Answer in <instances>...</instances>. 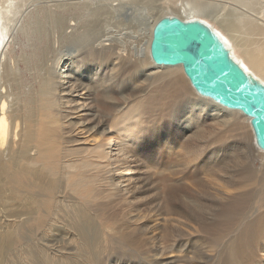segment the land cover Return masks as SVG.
Here are the masks:
<instances>
[{
    "label": "bare ground",
    "instance_id": "1",
    "mask_svg": "<svg viewBox=\"0 0 264 264\" xmlns=\"http://www.w3.org/2000/svg\"><path fill=\"white\" fill-rule=\"evenodd\" d=\"M111 1L117 2L118 0ZM14 2L15 0H4L0 3V74L2 76L6 70L4 62L8 58V51H10L7 46L12 44L16 26V23L14 24L9 18L15 6L13 5ZM116 2L109 6L122 5ZM186 3L182 7V12L185 15H178L180 18L204 20L203 15L198 14L192 4L190 5V2ZM240 5L243 8L246 7L243 4ZM225 7L224 9L227 11L222 9L214 12L213 16H217L216 19L213 20L212 17L213 19H210V22H206L222 35L229 44L234 57L242 66L264 83V6L259 11L250 10L249 12L238 7H231L230 10L232 11H230V6ZM106 9L108 10V8H105V12ZM157 20L151 18L152 22L149 20L151 23L146 25V30L144 29L145 31L143 30L142 33L139 32V40L136 43L138 45L133 47L135 48L133 53L136 58L149 59L148 46L151 28ZM108 45V49H88L81 53V55H84L81 57H77L78 54L77 56L74 55L71 61L76 68L82 67L87 60L98 65L109 61L112 70H116L119 66L118 63L121 62V55L113 45ZM35 53L34 51L29 54V58L34 57ZM154 67L164 70L163 74L157 78L155 77L156 82H161L165 74L172 69V67ZM71 68L74 69V66ZM57 70L58 67L55 68V71H52L49 78H42L41 81H38L39 89L30 92L27 97H17L18 103H15V98H9V95H5V93H8V86L7 90L2 89V86L0 89V216H2L0 219V264L19 263L24 259H36L38 264L74 262L82 257H91L93 260L98 255L97 251L99 253L101 251L96 247L97 244L100 246L101 241L104 243L112 241L116 243L117 241L121 247L127 250L133 249L134 253L137 252L138 248L139 251L144 248L141 246L142 243H137L133 239L134 235L127 236L130 233L129 231L127 235L125 234L128 228H135L137 221L135 223L134 221L138 219L135 217L136 219L133 220L134 216L132 215V210L136 208L134 204L136 200H133L136 199V196L130 198L131 202L122 196L125 194L129 197V194H133L138 189V185H132L137 189H130V183V188H128L129 185L124 178L132 179V181L133 178L126 177L130 176V170L128 171L126 165L134 161L132 160L134 158L133 154L136 155L137 153L136 149L138 148L140 135L148 137L149 133L157 128L156 118L158 112H162L159 110L160 106L165 101H170L171 98L178 99L180 92L185 94L191 92L189 82L186 78L185 80L182 78L181 73L183 72L179 67L176 71L177 76L174 78L177 84L173 85L178 88L176 92L167 93L166 91L170 89L172 82L167 84L162 82L155 87L149 98L143 100V95L138 96L137 101L133 102L127 108L126 113L121 115V112H119L121 109H118L120 104L117 103V99H113L99 73L94 75V80L91 83L86 84L85 78L87 77L83 78L81 75L83 69L80 71L77 68L78 74L75 72L73 75L69 74V76L64 75V69L62 71ZM5 72L9 74L7 70ZM92 83H94V89L97 93L100 112L105 114V119H102L99 114L88 112L90 109L86 103L90 100V97L87 95L89 88L87 86ZM144 93L141 92V94ZM113 101H116V103ZM209 101L204 102V104L222 111L218 108L219 105L211 100ZM139 108L142 109L141 114L146 116L142 121L139 118ZM85 111L89 118L81 119L85 118L83 117L85 115H81V112ZM223 115L230 116L231 114L225 112ZM237 116H241L244 120L247 119L239 112H237ZM109 119L108 126H104V122ZM229 119L231 118L229 117ZM144 122L145 127L142 126ZM231 126L233 127L225 129L224 132L236 130L239 124L234 122ZM198 132L191 134L195 136V142L199 140ZM212 139L215 143L220 137L215 136ZM16 142H18L17 149L12 151ZM187 146H192L191 137L188 138ZM221 147L224 148L225 146L222 144ZM183 152H185V149ZM149 157L154 158L152 153ZM220 162L214 164V168H217L220 172L222 169L223 174L230 178L232 176L230 171H224L223 163ZM153 163L155 164V162ZM229 178H224L226 181L228 180V183L226 182L228 187L230 186ZM182 188L181 183L176 185L166 184L167 215L174 216L179 210L184 212V210H191L194 206L199 207L197 202L198 204L201 201L208 202V200H204L197 195L192 200L182 201L179 194L187 193ZM246 197L245 192L226 198H220L219 195L215 197V201L221 202L217 206L223 211L224 218L219 221L204 222L203 220L190 218V215L186 222H193L203 233H207V231L208 233L226 231L235 222L240 221L239 217L244 218L242 213L244 209H247ZM18 200L22 202L20 213L7 215L8 211L16 208L12 203ZM100 200L104 203L105 201H112L111 207L115 209L112 217L101 218L103 214L98 211L105 207L103 204L98 205V209L94 210L97 211L96 213H101L102 215L98 214L101 217L97 216L99 217L97 218L94 211L91 213L92 210L90 211L88 207L91 205V208L94 209L92 205L95 206L98 202L100 203ZM258 202H260V205ZM257 204L259 206L255 211L258 214L256 213L253 218H248L249 221H246V218L241 220V225L245 224L243 229L226 246V254L231 250H235L231 259L236 260L237 264H248L250 260L247 258V254L253 251L259 253L264 245V232L260 237L259 244L258 242L252 244L253 236L250 235L251 228L254 225H264V213L259 211L262 208L264 209V198L257 201ZM8 217H12L11 219L14 220L12 227L6 224L9 228L5 227V219ZM172 222L169 226L174 227L176 231V223ZM29 228L34 232L35 237L32 238L31 233L26 232ZM60 233L62 238H59ZM73 238L79 242L77 248L73 245V243L75 244ZM177 239L180 238L177 237ZM16 244L19 246H16ZM262 251L264 249H261Z\"/></svg>",
    "mask_w": 264,
    "mask_h": 264
},
{
    "label": "rangeland",
    "instance_id": "2",
    "mask_svg": "<svg viewBox=\"0 0 264 264\" xmlns=\"http://www.w3.org/2000/svg\"><path fill=\"white\" fill-rule=\"evenodd\" d=\"M2 1L4 0H0V3ZM185 1L190 2V5L192 4L207 22H210V19H216L217 16H213L214 12L222 9L227 11L224 9L225 6V8L230 6L229 10L232 9L231 7H238L247 12L259 11L264 6V0H118L117 2L122 4L119 5L120 7H110L116 2L111 0H15L13 3L15 6L9 18L14 24L16 23V26L12 44L7 46L10 50L9 55L7 53L8 58L4 62V68L9 74L5 72L6 70L4 71L5 76L0 74L2 77L0 78V89L1 86L2 89H9L7 90L9 94L5 93V95L15 98V103H18L17 97H27L30 92L39 89L38 81L42 78H49L52 71L58 67L57 71L64 69V75L68 76L77 73V68L80 71L83 69L81 75L83 78L87 77L85 78L86 84L91 83L94 75L99 73L113 99H117V103L120 104L118 109H121L119 111L121 115L126 113L127 108L133 102L137 101L138 96L143 95V100L149 98L155 87L162 82L163 84L172 82V86L166 92L174 93L178 90L173 85L177 84L174 78L177 76L176 71L179 67H172L161 82H156L155 77L163 74L164 70L155 68L147 58H136L133 47L138 45L136 43L139 40V32L142 33L146 25L152 22L151 18L157 20V17L164 15L184 16L182 7L187 4ZM239 3L246 7L243 8ZM105 8H108L106 12ZM108 44L113 45L121 55V62L118 63L116 70H112L109 61L102 63V66L87 60L88 63L85 61L82 67L77 68L71 61L74 55L84 56L81 53L88 49H108ZM34 51L35 56L29 58V54ZM72 66L74 69L71 68ZM181 75L185 80L183 73ZM87 87H89L87 95L90 97L86 103L90 109L88 112L99 114L102 119H105V114L100 112L94 83ZM142 91L145 93L141 94ZM190 91L187 94L178 91L180 96L178 99L171 98L170 101L167 100L160 106L159 110L162 112H158L156 118L157 128L151 131L148 137L140 135L137 153L133 154L132 160L134 161L126 165L128 171L130 170V176L126 177L133 178V181L124 178L128 185L129 183L131 185V188L130 185L128 188H136L133 186L138 185L139 190L136 188L137 190L129 194V197L122 195L128 201L130 200L129 202H131L130 198L136 196V199H133L136 200L134 203L136 210H132V215L133 220L138 218L134 221V223L137 221L135 228H128L125 231L127 233H124L127 235L129 231L131 234L127 236L134 235L133 239L137 243H142L141 246L144 248L140 251L138 248L134 253L133 249L127 250L117 241L116 243L115 241L109 243L101 241L100 246L99 244L96 246L101 251L100 253L97 251L98 255L95 253L97 256L93 260L91 257H82L74 262L68 261L60 264H237L236 260L231 259L235 250L226 254V246L243 229L245 224L241 225L240 221L245 218L249 221L248 218H253L257 213L255 209L260 205L257 201L264 198V153L254 147L247 119L244 120L241 116H237V112L220 106L218 108L222 111L210 108L204 104V102H210L209 100L197 96L191 88ZM122 100L128 102H122ZM116 101L113 102L116 103ZM141 110L139 108V118L142 121L146 116L141 114ZM225 112L231 114L228 115L231 119L223 115ZM81 115H85L83 116L85 118L81 119L89 118L86 111L81 112ZM110 119L104 122V126H108ZM234 122L239 124V127L236 130L224 132L225 129L232 128L231 125ZM143 124L142 126L145 127V122ZM197 131H199V140L195 142V136L191 134ZM176 135L179 137L177 138ZM215 136H219L220 139L214 143L212 138ZM189 137H191L192 146L186 147ZM17 143L12 151L17 149ZM222 144L224 148L221 147ZM184 149L185 152H183ZM151 153L153 160L149 157ZM220 161L223 163L224 171H230L232 175L230 178L223 174L222 169L220 172L214 168V164L221 163ZM144 163L149 164L151 168L146 167ZM224 178L230 179L229 187L228 180ZM164 181L170 185L181 183L182 190L187 192L179 194L182 201L192 200L197 195L208 200L209 203L201 201L199 205L197 202L199 207L194 206L191 210H184V212L179 210L174 216L167 215L168 197L165 194ZM244 192L247 196V200L245 199L247 209H244L242 213L244 218L239 217L240 221L235 222L228 230L203 233L193 222H186L190 215V218L204 222L219 221L224 218V213L217 206L221 202L215 201V197L220 195V198H226L244 194ZM21 203L20 200L13 202L16 208L8 211L7 215L20 213ZM98 203L95 206L92 205L94 209L91 205L88 207L90 211L92 210L91 213L103 204L105 207L98 212H101L103 216L106 215L101 217L98 215L101 213L94 211L96 217L105 219L106 216L110 218L114 215L115 209L111 207L112 201L104 203L100 200ZM259 211L264 213L263 208ZM11 218L5 219V227H7L6 224H9V227L13 226L14 220ZM170 222L176 223V231L174 227L169 226ZM26 232H30L32 238L35 237L30 228ZM263 232L264 225L262 224L251 228L252 244L260 243ZM59 238H62L61 233ZM74 238L75 244L73 245L77 248L79 242ZM16 246L19 245L16 244ZM261 249H264V245ZM261 249L259 253L253 251L247 254L250 260L248 264H264V251L261 252ZM13 264H38V262L36 259H24Z\"/></svg>",
    "mask_w": 264,
    "mask_h": 264
},
{
    "label": "water",
    "instance_id": "3",
    "mask_svg": "<svg viewBox=\"0 0 264 264\" xmlns=\"http://www.w3.org/2000/svg\"><path fill=\"white\" fill-rule=\"evenodd\" d=\"M148 56L154 66L180 67L197 96L246 117L254 147L264 152V83L214 27L199 18L161 16L151 30Z\"/></svg>",
    "mask_w": 264,
    "mask_h": 264
}]
</instances>
